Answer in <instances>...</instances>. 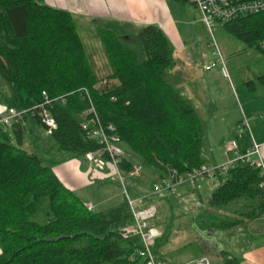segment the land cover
Here are the masks:
<instances>
[{
    "label": "trees",
    "instance_id": "1",
    "mask_svg": "<svg viewBox=\"0 0 264 264\" xmlns=\"http://www.w3.org/2000/svg\"><path fill=\"white\" fill-rule=\"evenodd\" d=\"M221 24L264 56V10ZM130 26L118 19L96 26L110 69L99 78L70 11L43 0H0L1 115L9 108L27 110L10 127L0 124V264H149L138 253L140 236L123 234L135 222L126 199L89 210L53 171L66 159L84 162L87 152L99 148L81 128L89 106L84 89L101 123L115 127L157 180H174L204 165V125L178 88L174 45L156 24ZM43 92L49 104H43ZM44 109L57 123L49 135L55 144L48 148L40 133ZM135 164L126 155L120 169ZM259 170L237 163L222 173L193 217L197 229L232 236L244 220L261 216ZM152 196L160 194L142 201ZM167 238L165 232L151 246L156 259ZM219 255L221 264H241L228 251Z\"/></svg>",
    "mask_w": 264,
    "mask_h": 264
},
{
    "label": "crops",
    "instance_id": "2",
    "mask_svg": "<svg viewBox=\"0 0 264 264\" xmlns=\"http://www.w3.org/2000/svg\"><path fill=\"white\" fill-rule=\"evenodd\" d=\"M43 1L52 7L68 11H70L69 8L71 7L81 6V0ZM82 2H84L83 12L88 13L89 17L101 16L108 17L109 19L120 18L118 19L120 21L121 19H125L127 21L131 20L132 23H144L142 25L156 24L164 31L176 50H180L184 47L183 40H181V29L177 27L176 20L174 19L175 13L173 14L169 7V4H171L172 9L175 7L178 12L179 9L177 6L181 3L184 5L183 1L82 0ZM188 3L191 4L190 2ZM183 8H185V6H183ZM148 16L151 18L150 21H146L143 18ZM188 25L189 28L186 27L184 32L189 34V40L192 38L195 39L197 37V33L195 32L192 24ZM198 50L199 53H201L200 46L198 47ZM206 61L208 60L206 59ZM242 84L243 82H241V85ZM256 90L259 89L257 88ZM235 98L237 99V102ZM241 98L244 99V103L241 102ZM231 99L232 105L230 107L235 110V116L226 130L225 138L222 136L217 142L216 140L214 141L216 138L214 133V129L216 127L215 124L212 128L213 132L211 131L212 133L210 134L209 132H205V129L208 128H204L206 139L212 143L209 145L208 157L206 159L204 158V165L212 167L225 163L231 156L230 153L226 152L225 146L226 143L233 138H237L238 150L242 154L252 150L254 144L258 145V155L255 154L253 157L260 158L264 162V90L261 89L260 95L256 96L255 94L250 93V91L246 89L244 90L243 86H240L239 92L235 89V96L232 95ZM257 99H259L258 104L252 103L253 100L255 101ZM237 103H240L241 105V113L239 112ZM2 113L3 107L0 105V115ZM256 113H259L257 117ZM243 117L247 120L248 129L245 130L241 136L237 137L235 127ZM86 166L87 163L85 161L80 162L78 159L72 158L54 165L53 171L66 187L76 193L81 190L91 189L90 180L96 181L95 184L98 183L99 185H103L105 183L107 184V181H110V178L106 179L103 177L101 172L97 171L93 174L90 173L88 167L86 168ZM218 176H222L223 179V174L216 172L212 178L197 182L194 186L184 183L179 185L173 193L167 192L160 194L158 197L152 196L150 201L144 200L138 203L141 207H145L146 205L148 206L150 203L157 208L155 216L149 220V225L155 228L158 232V236L156 238L163 236L164 233L167 232V241L159 248L158 256H156L157 258L165 260L170 264H221L222 258L219 253L221 251H228L233 255L240 257L242 259L241 264H264V219L261 217L264 213L257 218L244 220L232 236L216 231H201L198 229V231L202 232V236L194 231L196 232V235L193 234L191 240L189 237H185L187 234L191 233L186 229H182V220H186L183 216L184 214L178 211L174 212V206L179 203L177 195L179 198L181 197L182 200H187L190 196L198 195L199 201H202L205 197H208L210 192L218 185V183L215 184L218 180ZM152 178L156 179V176L151 174V172L146 169V171L141 173L140 177H127L128 181L126 183L131 189L139 188L141 185L148 182V179ZM116 196H118V194H116ZM104 199L105 201L103 202L111 201L108 197ZM82 201L86 204H91V201L88 199ZM201 206L197 205L193 208L191 214V221L193 224V217L196 215ZM192 228L195 230L194 227ZM181 237H183L184 240H180ZM193 246L195 247V250L192 249ZM197 247L200 249L202 247V249L198 251V254Z\"/></svg>",
    "mask_w": 264,
    "mask_h": 264
},
{
    "label": "rangeland",
    "instance_id": "3",
    "mask_svg": "<svg viewBox=\"0 0 264 264\" xmlns=\"http://www.w3.org/2000/svg\"><path fill=\"white\" fill-rule=\"evenodd\" d=\"M43 2L45 3V1ZM183 3L184 5L181 3L177 6L179 9L178 12L175 7L172 9V5L169 4L173 14L175 13L174 19L176 20L177 27L181 29V40H183L184 43L182 49H175L176 62L173 72L178 75V88L185 96L193 101L202 119L204 128H208L205 129V132H209V134L212 133V128L215 124L214 133L216 138L214 141L216 140L217 142L222 136L225 138L226 130L235 116V110L230 107L232 105V95L235 96V89L239 92V87L243 86L244 90L246 89L256 96L260 95L261 89L264 90V57L256 50L250 49V47L241 40L229 34L222 24L218 22L215 24V29L212 33L209 32L206 24L201 18L199 10L188 2ZM80 4L82 8L79 5L69 8V10L73 14L75 23L86 45L95 72L99 78H103L107 76L110 69L106 54L95 35V29L97 25L103 24L105 20L109 18L101 16L89 17L88 13L83 12L84 2H82V0ZM183 6H185V8H183ZM143 18L146 21L151 20L150 16ZM121 21L130 23L131 28H129L132 30H136L139 26L144 24L137 22L132 23L131 20L127 21L125 19H121ZM188 24H192L197 33L195 39L192 38L189 40V34L184 32L186 27L189 28ZM199 46L201 48V53H199L198 50ZM218 52L221 54L220 56L223 59V64L220 62V56L217 54ZM206 59L208 61H206ZM212 60L218 62L217 66L213 67L211 70H205V66ZM223 67L226 73H223ZM241 82H243L242 85ZM257 88L259 90H256ZM241 102L244 103L243 98H241ZM252 103L258 104L259 99L253 100ZM237 105L241 113L240 103H237ZM258 114L259 113H256V117ZM40 133L43 135L42 142L45 147L54 146L55 142L51 136L46 135L43 130L40 131ZM211 144V141L209 142L208 139H206L205 134L203 143V157L205 159L208 157L209 145ZM24 147L27 149L25 145ZM117 147L122 150L125 155L131 156L140 164L139 157L125 143L120 142L117 144ZM67 160L69 159L63 162ZM79 161L83 162V160ZM87 167L88 166H86V168ZM141 167L142 172L146 171L147 168L145 166L141 165ZM113 180L116 181V179L111 176L110 181H107V184L105 183L103 185H99L98 183L95 184L96 181L90 180L91 189L81 190L76 194L79 195L82 200H90L91 205L95 207L96 211L115 206L126 199V197L123 188L116 183L117 181L114 182ZM222 180V176H218V180L215 184H219ZM125 181L127 182L128 179L125 178ZM158 183L159 181L157 179H148V182L144 183L139 188H130L129 195L131 199L152 195L155 193V186L158 185ZM116 194H118V196H116ZM106 197L110 198L111 201L103 202ZM177 197L179 203L174 206V212L178 211L184 214L183 216L186 220H182V229H186L191 233L187 234L185 237H189L191 240L192 235L196 232L202 236V232L198 231L192 223L191 214L195 206H206L207 197L202 201H199L198 195L190 196L187 200H182L178 195ZM261 217L264 219V215ZM192 227H194L195 230H193ZM182 239L184 240L183 237L180 238V240ZM192 249L195 250V247L193 246ZM201 249L197 247V254Z\"/></svg>",
    "mask_w": 264,
    "mask_h": 264
},
{
    "label": "built area",
    "instance_id": "4",
    "mask_svg": "<svg viewBox=\"0 0 264 264\" xmlns=\"http://www.w3.org/2000/svg\"><path fill=\"white\" fill-rule=\"evenodd\" d=\"M188 2L199 10L202 20L211 33L215 29V24L217 22L220 24L226 23L240 16L251 15L264 10V0H188ZM217 54H219V56L221 55L219 52ZM220 62L223 64L221 56ZM217 64L218 62L213 60L205 66V69L211 70L213 67H216ZM222 71L226 73L224 67ZM84 90L89 106L83 112L81 128L86 131L90 139H96L99 145L98 149L89 151L85 154L88 170L92 174L97 171L101 172L106 179L113 176L123 188L126 200L135 220L133 225L123 230V234L131 233L140 236L143 242V249L138 252L139 255L146 257L149 264H170L165 260L156 259L151 250V246L158 236L157 230L149 225V220L156 214L155 206L148 205L140 207L138 203L145 197L131 199L129 195L125 178L140 177L142 167L140 164H135L127 172H123L120 169V162L122 158L126 156L124 152L117 147V144L121 142L120 137L113 125H103L101 123L88 92L86 89ZM43 95L45 97L43 104H49L51 100L47 98L44 92ZM43 104H39L37 107H41ZM26 111L27 110L9 108L0 116V124L10 127L12 121L21 118ZM41 121L44 125L46 135H51L57 128L54 117L46 109L42 111ZM247 129L248 123L246 118L243 117L235 127L237 137L241 136ZM225 150L231 154L225 163L212 167L202 165L188 172L186 175L176 177L174 180L160 178L158 180V185L155 186L154 194H161L165 191L175 192L177 187L184 183L194 186L197 182L212 178L216 172L225 173L230 167L237 163H248L260 169L259 176L261 180L259 187L264 191V162L260 158L253 157L255 154L258 155V145L254 144L252 150L242 154L238 150L237 138H233L226 143ZM86 206L89 210L95 209L91 204H86Z\"/></svg>",
    "mask_w": 264,
    "mask_h": 264
}]
</instances>
